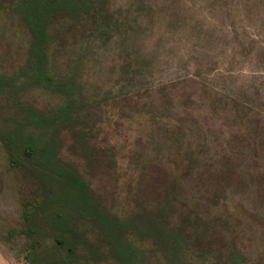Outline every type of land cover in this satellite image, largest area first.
I'll use <instances>...</instances> for the list:
<instances>
[{
    "label": "rangeland",
    "instance_id": "374dc122",
    "mask_svg": "<svg viewBox=\"0 0 264 264\" xmlns=\"http://www.w3.org/2000/svg\"><path fill=\"white\" fill-rule=\"evenodd\" d=\"M27 2L0 0V132L59 116L75 264H264V0H65L38 72ZM39 195L0 141V264H68L23 233Z\"/></svg>",
    "mask_w": 264,
    "mask_h": 264
},
{
    "label": "trees",
    "instance_id": "16d2710c",
    "mask_svg": "<svg viewBox=\"0 0 264 264\" xmlns=\"http://www.w3.org/2000/svg\"><path fill=\"white\" fill-rule=\"evenodd\" d=\"M64 4L65 0L27 2L24 15L33 38L37 72L42 69L46 54L44 25ZM43 76L49 79L45 73ZM58 121L59 116L48 115L25 120L1 131L0 141L8 151L12 170L29 175L39 185V197L23 206V233L31 242L35 238H51L54 247L65 253V262L75 264L82 252L76 240L77 223L93 217V211L83 181L71 170L55 164L48 154L49 149L41 142Z\"/></svg>",
    "mask_w": 264,
    "mask_h": 264
}]
</instances>
